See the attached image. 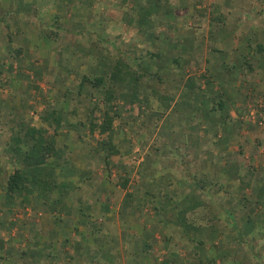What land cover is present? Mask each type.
I'll use <instances>...</instances> for the list:
<instances>
[{
    "label": "rangeland",
    "instance_id": "374dc122",
    "mask_svg": "<svg viewBox=\"0 0 264 264\" xmlns=\"http://www.w3.org/2000/svg\"><path fill=\"white\" fill-rule=\"evenodd\" d=\"M192 1L193 0H189L188 3H194ZM8 3H10L12 7H10L11 5ZM22 3L23 0H0V25H3L1 26L2 29L0 31V35L4 34V37L0 39V70H3V67L7 65V57L9 58V60H16V58L19 56L18 58H20L21 60L19 62H16L18 67L21 65H28L25 68L20 67V76L17 77V75H15V77L11 79L10 74L7 71H2V73H0V89H3L5 86L6 88L8 87L7 93H5L9 96H12V93H14L12 91L15 90H13L12 81H24L28 76H34L33 72H37V69H35L36 66L34 65L35 61L42 64V66L39 67L41 71L46 69H44L43 66L45 57L47 55L45 56V53L42 51L46 50V48L37 44H32V47L34 49L30 50L31 52L28 53L30 49H28V46L30 45V43L28 41L25 42V38L33 36L37 33L38 36L43 35L44 39H48L51 44L53 43L52 45L54 46V55L50 58V61L51 63L57 64L54 66L55 73L50 72L49 75L48 73H46L48 75L47 78H45V73L39 74L43 75V79L36 77L35 81L39 84H36L38 86V90L32 89V91L29 92L31 93L30 96L29 94H23V89L21 90V92L18 91V93L22 94L24 100H31V103H36L32 107L28 108L30 112L35 114V116L32 114L34 118H32L31 121V124L35 127H40L42 125L39 116L46 112L43 111L42 106H49L50 99H53V101L59 99L58 108H62L64 112L66 111L67 107V104H64V106L63 102H61L63 101L62 99L64 97L67 98L66 100H71L69 102L71 103L70 107L74 106V108H76V110L68 114L70 116V121L76 122V126H74V128H78V130H76L75 135L79 133L80 136L69 139L65 136L60 135L61 137L58 139L56 147H58V151L62 152L61 156L63 160H61L60 157L58 160H61V162L57 161L61 163L60 169L62 170V173L68 174L75 178H79L80 180V182L78 183L79 186L76 187L77 197L82 196L83 199H78L70 196V203L73 205L75 203L83 202V200H87L89 199L88 197H90L89 203H87L88 205L84 204V208L86 207V210L82 208L83 217L81 221L83 222V220H88L92 216V207L94 206L96 207V209H105V206L107 207V205L109 204L110 207H113L112 212L116 214L118 208L122 211L124 209H130L126 206H129L132 203L134 195L137 194L140 197V195H143V193H147L148 196H145L144 201L140 200V205L135 204V214H139L140 211H144L145 208L149 213V206L150 209L153 208L155 211L161 209L162 215H173V219L175 221L169 218L164 220V218L161 216L160 218H156L154 222L160 219L162 220L163 224H166L165 221L170 222L167 225H163L166 228H168L169 226L174 227L177 225L178 228H184L186 224L190 222H192L190 223V225H197L196 221L192 217L188 218V216L183 213L181 215H176L177 211H179V209L181 210L179 201L182 199H190L187 203L191 205L198 203V208H203V206L207 208L205 213L211 216L214 224V227L212 229L206 228L204 227V225L201 226L200 230H198L197 233H195V230H191L190 237L197 236L198 234L204 236L206 240L205 244H203L204 246L200 244L196 246V251L202 253V258L200 261H203L204 264H211L210 261H215L211 260L212 258L205 257L204 255L210 245L212 246L211 249L220 248L222 246V241L220 239L225 241V243H228V245L232 244L234 246V250L235 247H241L240 249H237V253H240V251L244 252L249 257V260H257V258L260 259V257H263L264 244L260 245V243H258L255 239L252 240L251 238H247L249 246H245L243 244L238 246L234 242L236 240V232L231 230L229 221L227 220L226 216L216 206L220 204L222 207L228 208V210H231V208H233L231 210V214H233L234 216V221L238 222L244 219L246 222L244 224V227L237 226L235 222L236 228H238L240 232H244V230L247 228V225H255V221H250L249 219L254 218L256 214V208L264 204V201H262V204H260V202L256 199L257 194L255 195L258 189H260L259 182L264 181V177H262L264 175V136L259 142L255 140L253 143L251 140L252 137H250L249 139L246 134L249 121H230L228 118V113L231 109L230 102H228L227 100H222L219 94L217 95L212 92L213 86L219 87L225 83L226 77L224 73L221 72V70L223 71V68L217 66L215 67V72L210 74L201 73L199 74L200 77H198L199 75L196 73L195 76L197 77L198 81H202L205 83L207 82V89L205 91H199L198 89H196L192 94L185 92V94H183L178 100L175 111L166 118L167 121L162 118L166 115L167 109L169 108L171 103L170 101H172V98L174 97L173 95H175V93L177 92L175 89L176 83H174L175 81H172L173 74L172 76H170L171 74L168 75L166 81L164 79H162V81L158 80L157 76H154L152 73L149 75H143L144 77L141 79L140 86H145L144 89H142L141 91L136 89V92L135 89L131 90L129 97H126V101L124 100L125 102L121 103L122 98L118 97L116 93L114 94L115 98L111 102L113 103V105H115V102L117 104L115 105L116 111L113 110V112L110 113V118L112 120L110 131L101 133L98 127L103 122L102 113L105 108L108 107L109 103H111H107L105 99H102V93L104 91L102 88H99V90H95L85 85L86 88H83L81 90V94L78 95V87L76 86L77 83L76 85L66 89L65 92H62L61 89L54 87V89L57 91L56 97L57 94H59V97L55 98L54 96L50 98V96H48L49 100H47L46 102L43 101L47 99L46 93H49V91L51 90L47 89V84H49L48 82H50L52 77L56 78L54 80L57 81V83L55 82V84H53L56 86L60 85L59 82L63 78L64 72L57 71L58 68L64 66L68 69H72V56H75L74 58L78 59L75 52L77 49L76 43L80 41L79 39H83V37H85L86 39V36L91 38L95 37V35L91 34V32H83L81 29V24L70 26L66 23H63L62 19L69 18L70 14V16L72 17L71 19L69 18V20L73 22H76L75 18H79L81 20L86 19V14L88 11H82V9H79L80 6H84V4H86V6H91L92 13L96 15L92 17L93 24L88 25L89 29L90 31H92L91 29H94V31H96L98 30L99 25H103L102 21L109 18V13L114 14V11L109 9L110 7L108 6V1L55 0L56 6L58 7L57 13L53 16H50L46 20V16H40L39 6L33 4L31 5L32 13L30 15L23 14L21 11L20 13L24 15L23 18H27L30 16L33 17L36 20V25L31 26V31L28 30L26 32H22L21 30V32L17 31L16 34L13 33V30H11V27H13L14 24L11 22L10 18L13 17L10 14L11 10L12 12L17 11L15 7H20ZM176 4L177 3L175 1L162 3V5L165 7L162 9L167 13V16L170 19L172 25L165 24L167 22V20L165 19V15H163L164 13L161 14L159 12L158 15L155 14L156 18L154 19L153 23H150V25L147 26L150 34L151 31L153 29H156L158 26H162L165 29L171 26V29L173 28V24L174 22H176V19L174 16H172V10ZM74 5L77 7V9L75 8L77 14H74L75 12H73L72 8L74 7ZM193 5L196 6L195 3ZM137 9L138 8H136L135 11L139 12V10ZM187 10L188 12L190 11L189 9ZM181 12L183 13V15H185L182 18H185L187 20L186 25L184 26L186 34L177 35L174 38L172 35L167 34H153L152 38L154 39L149 41V45H153L156 51L164 50L165 56L163 57V59L161 57H151L153 59H148V63H150V65L156 66L160 70H163L164 72H166V74L168 71V73H170L173 70H176V73L183 72L187 66V64L184 63V60L188 58L190 59L193 56L199 59L204 55L206 46L209 52V62H211L212 59L216 60L217 62H223L224 57L222 53L227 49L229 42L215 41V39L213 38H210L208 42H202L199 40L194 41L193 32L191 31L189 26H187V22L190 18L186 14L189 13L187 11ZM101 14L104 18L98 19L97 17ZM20 17V15L15 16V18L17 19ZM152 17L154 18V16L149 15V18ZM263 21L264 16H262L258 22L262 24ZM5 23L10 25V28H7V25H4ZM74 26L77 28V31L73 29ZM9 29L12 33L8 32ZM48 34H51L53 36V39H50ZM200 36V34L196 35L197 38H199ZM96 44H98L100 48L105 47L107 51L113 45L114 47H116V44H113V42L99 43L98 41H96ZM136 44H138L137 41L130 42L128 45L129 47H123V50H128L131 53L134 52V54H131L132 58L134 56L145 57L146 55L144 53L141 54L139 52L140 49L136 46ZM66 45L69 47L65 51L64 48H66ZM243 45H245V43H243ZM40 47H42V49ZM242 48L244 49V47ZM242 48L237 50L239 52H242V57H244L245 55L243 54L245 53V51H243ZM100 53L103 55V57H106L105 51L103 49H101ZM14 55L17 56L15 57ZM86 57L92 58L90 54H86ZM3 60L6 61L5 64ZM262 60V63H264V58ZM88 62L90 61H86L85 64H87ZM79 66L80 63L77 62V67ZM249 71L250 70L248 69V67H245L244 65L243 67L242 65H235L234 70L228 71V74L231 77L230 80L241 81L243 83L246 82V88L249 87V84L247 83L249 80L260 79L261 84L264 85V74L260 72L250 73ZM90 74L91 72H89V75ZM95 75L97 76L98 74ZM102 75L104 74L102 73ZM48 78L50 79L47 80ZM146 80H148L149 82L147 83ZM44 81L46 83H43ZM154 83H156L157 85L154 86ZM263 89L264 86H261L260 88L256 87L257 91H261V93L258 91L261 100L264 99V92L262 91ZM243 90L244 88L241 91ZM16 91L17 89L15 90V93ZM60 92H62L63 96L60 94ZM127 93L129 94V90ZM211 93L213 94L212 96ZM3 94L4 92H0V96ZM133 95H135V99L132 97ZM137 96H139V98ZM189 100H191V103L189 102ZM54 106L55 105L52 103L51 107ZM1 108H5L4 105H2ZM8 108L9 107H6L5 109L8 110ZM260 109H262L260 110V112L264 117V106L262 105ZM192 110H194L193 112L197 113V119L203 116L206 121L208 118H217L219 120L217 124L216 122L212 124L213 129L210 130L215 131L216 129H218L217 131L225 134L224 138L222 141H218L219 139L213 136L207 138L205 149L211 148L214 151L216 150L217 153L215 154L214 158L221 162H226V166H223L224 168L222 172L214 168H211L212 170L205 169L203 167V163H201L200 161L201 156H205V154L203 155L202 153L198 152L197 148L196 153L191 152L192 148H186L187 138L185 139V137L183 136L184 138L180 140L179 138H177L178 135L176 136L173 133L174 130L178 131L181 129V126H183L182 122L188 123L190 121V119L192 118ZM151 113H153V115ZM73 114H75V116ZM257 114L258 113H255L254 116H256ZM247 115V118L249 119L253 117V114L250 115V112L247 113ZM76 116L78 118H76ZM241 116H244V113H240L238 118L240 119ZM176 117H179V122H176ZM91 123L96 125L93 131H91L90 129ZM9 128L10 126L8 124H4L3 122L0 123V145L2 142L8 139ZM253 131L259 130H257L255 127H252V132ZM250 132L251 131H249V133ZM110 136L112 145L118 151L117 154L108 156V164H104L100 162L96 157H94V155L96 152V155L100 154L102 158L103 156L105 157V154H107V150H102L99 142L103 140L109 141ZM204 137L206 136L204 135ZM85 145L89 146L91 150H88ZM153 145L155 146V151L154 149H152ZM174 145H180L183 148L180 152H178V150L177 153H175V149L174 151H172V153L166 152L165 155L163 153H160V151L163 150L165 146L174 147ZM216 146H220V149L216 148ZM226 147L228 148L229 152L237 151L238 153H228L227 151L224 152V148ZM99 149L100 152L98 153ZM8 158L9 156L5 157L4 155L0 157L1 162L7 166V172H11L12 162L8 161ZM65 159H69V161L66 163L64 161ZM54 160L55 157L50 159L49 162H54ZM73 162H76L75 164L77 165L72 166L71 164H73ZM233 163H237V169L235 170L231 169V165ZM188 173L189 176L196 175L197 178H201L202 176L206 177V180L208 181L207 186L204 187L206 192H201L195 187L194 182L188 176ZM221 173L223 174L221 175ZM56 174L57 176L59 175L58 172H56ZM59 177L61 176H58V178ZM149 178L150 182H148L147 180ZM259 178L262 179L259 180ZM103 179L107 181L106 185L103 186L106 189L105 191L109 190L106 187L109 185L108 187L111 190L110 193H112L110 196H108V194L106 193L103 194L102 192L96 191L97 187L101 184V182H103ZM227 179L229 181L232 180L233 182L228 184ZM245 183L248 184V186L244 185ZM56 184L59 185V183ZM236 186L237 188L239 187L237 190L234 189V187ZM114 187L116 192L113 191ZM66 188L69 189L68 195L75 192L70 184L67 185ZM239 189H242L243 191H241L240 193ZM183 191L185 194L181 193ZM190 192L195 193L198 196L199 200L197 202H192L196 199L195 196L193 199L192 194L186 195V193ZM125 193H131L132 196L128 197L129 201L127 202V195L123 197ZM52 194L55 198L61 197L62 199H66V195L64 194V196H62L61 192L58 191V188H56ZM172 194L175 196H172ZM109 197L110 199H113L114 202L105 203V198ZM242 197L246 198L243 199ZM120 199H123V205H121V207H118V203L119 201H121ZM100 201H102L103 203ZM181 203L182 202H180V204ZM14 204L15 206L18 205L17 203ZM56 206L59 210V206L61 205L57 204ZM133 206L134 205H132V207ZM58 210L56 209L55 211H53L51 209L44 208L41 203H31L30 205H27L25 203L24 205H18L17 207L13 208V211L9 212V214L4 213L6 215L5 218L8 216L11 220L15 219L17 221L15 222L16 225L14 228L18 230L16 231V229L14 230V228H12L14 232H17L14 234V236H12L13 230L6 227L8 228V230H6L7 233H5V245L7 249L13 248L12 250L13 252H15V255H13V257L10 255L1 264H23L22 261L20 262L18 259H16L22 252H24L25 256H23V258L21 257V259L31 260L30 251L27 250L28 245L31 242V239L29 238L32 237V233L29 232V230H31V227L29 226H33L31 225L32 223L37 224L38 226L41 225V228H50L52 226H56L57 224L55 223L54 218L60 217L63 219L62 215L65 214L64 210ZM35 213H41L42 216L38 217ZM148 216L150 215L148 214ZM144 219L146 220V217H144ZM186 219L190 222H187ZM176 220L178 223L182 222L181 225L176 223ZM105 223L108 225V227L114 226L113 228H116L117 225H120L122 227L123 224L122 219H115V216L114 220L108 218L106 219ZM59 224L60 223H58V225ZM160 226L161 224L159 223V227ZM20 231L21 233L19 234ZM179 237L180 238H177L178 242H183L186 239L185 234H182L181 231L179 233ZM170 238L176 239L175 236L168 237V242L170 241ZM178 242L171 240L170 245L173 248L172 250H175V245ZM216 242L219 243V247L215 246ZM134 243H138V241L134 240ZM45 245L41 243L40 250H43L42 255L37 257L34 260L33 264H76L75 261L71 263L69 261L67 263L65 260V262H62L63 260H52L50 257L51 253L49 251V256L48 250L46 249L47 246L45 247ZM131 247L133 246L131 245ZM261 247L263 249H261ZM254 251L255 254L257 253L256 255L254 254ZM64 252L66 253V251ZM141 252H143V250H139L138 247L136 248V250L126 251V254L130 255V258H127L129 260H142V258L139 257V254ZM215 252L219 253V250H216ZM151 253L153 254V252ZM122 254L123 252H120V255ZM231 254L232 252L229 251L225 255ZM58 257L63 258L64 255H58ZM143 260H145V258Z\"/></svg>",
    "mask_w": 264,
    "mask_h": 264
},
{
    "label": "crops",
    "instance_id": "0c3cea01",
    "mask_svg": "<svg viewBox=\"0 0 264 264\" xmlns=\"http://www.w3.org/2000/svg\"><path fill=\"white\" fill-rule=\"evenodd\" d=\"M88 1V0H86ZM108 1V6L110 7L113 13H109L107 19H104L102 21L103 25H99L98 30L94 31V29H91L90 31L88 25H92V17L95 15L92 13V8L91 6H80L79 9L87 10L86 14V19H76V22L70 21L69 18L71 19L72 16L69 14V18L67 19H62L63 23H66L70 26L75 25V24H81V29L83 32H91V34H94L95 37H85L79 39L80 41L76 43V57L72 56V69H68L67 67H60L58 68L57 71L59 72H64V76L59 82L60 85L56 86L54 85L55 82L57 83L56 78H51L49 84H47L48 88L51 89L49 93L47 92L46 96L47 99L43 102H46L49 100V97L52 98L55 96V98L59 97V94L56 93L57 91L54 89V87L61 89L62 92H65L66 89L76 85L77 87L78 84L80 83V78L86 74L89 75V72L91 74L89 76H96L95 74L102 75V73L105 75L109 73L112 70L113 64L115 63V60L118 56V50H123V47H129L130 42L137 41L138 44L136 46L140 49L139 52L142 54L144 53L145 57H141V60L138 62L137 68L138 72L143 73V74H153L154 76H157L158 80L162 81L164 79L165 81L167 80V76L170 75L173 78V82L175 84V89L176 93L173 95L174 97L172 98V101H170V106L167 109L166 115L162 118L166 120L167 117L171 115L175 111V108L177 107L178 100L180 97L187 93H194L196 89L199 91H205L208 87L207 82H202L198 81L197 77L195 74L197 73L198 75L201 73H206L210 74L215 72V67L220 66L223 68V71L221 70L222 73H224L226 80L225 83L222 86H213L212 87V92L215 94H219L222 100H227L231 104V109L228 113V118L230 121L236 122L238 120H241L242 122L249 121V124L247 125V137L250 139L252 137V142L254 141H260L261 138L264 136V117L261 115L260 109L262 105L264 106V99L261 100L260 90H256L257 88H260L261 86H264L261 84L260 79L256 80H247L249 87H247L246 82H241V81H236V80H230L229 72L228 71H233L235 65L240 66L243 65L245 67H248L250 70V73L253 72H260L264 74V63H262V59L264 58V21L263 23H259L258 21L262 16H264V0H193L196 4L194 6V3H188L189 0H107ZM176 2L177 4L173 7L172 10V16L175 17L176 22L173 24V28L167 27V29L163 28L162 26H158L156 29H153L151 31V34L149 33L148 25L150 23H153L154 19L156 18L155 16L158 15L160 12L161 14L165 15V19L167 22L165 24H171L170 19L167 16V13L162 9L165 8L162 3H168V2ZM10 4V3H8ZM35 4L36 6H39V13L40 16H43L45 20L49 18L50 16H53L54 14L57 13L58 7L56 6L55 0H23V3L20 7L16 6L15 9L17 11L12 12L11 10V16L13 18L11 19V22L14 24L13 27H11V30H13V33L17 34V31L21 32H26V31H31V26L36 25V20L33 17H27L23 18V14H28L30 15L31 12V5ZM11 5V4H10ZM9 5V6H10ZM12 7V5L10 6ZM77 7L74 5L73 12L74 14H77L76 9ZM138 8L139 12L135 11L134 9ZM146 8H150L151 12L146 13ZM13 9V8H12ZM189 9L190 11L188 12ZM142 10H145L143 13ZM10 11V9H9ZM20 11L23 13L21 14ZM181 11H187L189 14H186L190 19L187 22V26L191 29L194 35V41H202V42H208L210 38L215 39V41H228V47L225 51H223V62L216 61L214 59L209 62V52L207 49V46L205 47V52L202 57L199 59L195 58L194 56L192 58H188L184 60V63L187 64L186 69L183 72H177L176 70H173L172 72L166 74L163 70H160L156 66L150 65L148 63V59L150 60L151 57H157V58H162L165 56L164 50L161 51H156L154 49L153 45H149V41L154 39L152 38L153 34L155 35H172L173 38L176 37L177 35H184L186 34V30L184 29L186 25V19L182 18L183 13ZM81 13V12H79ZM185 13V12H184ZM144 14V16H143ZM156 14V15H155ZM20 15V18H15V16ZM149 15L154 16V18H149ZM10 16V17H11ZM96 16V15H95ZM26 17V16H25ZM98 19L104 18L103 15H99L97 17ZM44 20V21H45ZM7 25V28H10V25ZM1 26L0 25V31H1ZM23 26V27H22ZM144 28V29H143ZM16 29V30H14ZM74 30L77 31V28L74 26ZM9 29V33L11 31ZM200 34L201 36L199 38L196 37V35ZM4 37V34L0 35V39ZM97 39H102L104 42H110L113 44H116V48L110 47V49L107 51L105 47H99L98 44H96ZM48 40V39H47ZM43 38L42 36H38L37 33L34 34L33 36H29L28 38H25L24 41H28L30 45L28 46V53H30L32 49V44H37L39 46H42L46 48V50H42L45 53V60H44V66L43 68L45 70L41 71L39 69L42 64L40 62L34 63L36 66L35 69H37V72L34 71V76H28L27 79L24 81H12V86L13 90L17 89L16 93L15 90L12 91V96H9L7 93V88L6 86L2 89H0V92L4 94L0 96V123H6L10 127L12 126H17L20 123L26 124L28 126H33L31 124L32 118H34L35 114L29 111L28 108L32 107L36 103H31V100H24L22 97V94L18 93V91L21 92L23 89L25 95L29 96L32 91V89L38 90V86L36 84V77H39L41 79L43 75L39 74H44L45 73V78L49 75L50 72L55 73V68L54 66L57 64L51 63L50 58L54 55L53 48L54 46L51 44V42ZM253 44H250V43ZM245 43V45H243ZM42 47H40L42 49ZM66 48L65 51L68 49L69 46H65ZM244 47V49L242 48ZM124 48V49H125ZM245 51L242 57V52H239L237 49H241ZM6 49V48H5ZM101 49L105 51L106 57H103V55L100 53ZM7 50V49H6ZM90 50V52H89ZM52 51V52H51ZM7 52V51H6ZM5 52V53H6ZM138 53V52H137ZM86 54H90L92 58H87ZM56 55V54H55ZM102 55V56H101ZM15 57L17 55H14ZM19 57V56H18ZM16 58V60H9L7 57V65L4 66L3 70H0V73L2 71H7L10 74V79L15 77V75L20 76V67L25 68L28 65H21L18 67L16 62H19L21 59ZM107 58V59H106ZM145 58V59H144ZM153 59V58H151ZM6 60V59H5ZM4 61V60H3ZM86 61H90L87 64ZM6 61H4L5 64ZM77 62L80 63V66L77 67ZM148 63V64H147ZM22 64V63H21ZM177 64V63H176ZM70 65V63H69ZM39 69V70H38ZM39 71V72H38ZM20 73V74H19ZM48 73V75L46 74ZM13 74V75H12ZM31 74V73H30ZM38 74V75H37ZM161 76H159V75ZM175 76V79H174ZM205 76V75H204ZM200 77V75L198 76ZM208 78V76H207ZM48 78L47 80H49ZM26 81V82H25ZM147 83L149 82L146 80ZM264 81V79H263ZM172 82V83H173ZM202 82V83H201ZM43 83H46L45 81ZM54 83V84H53ZM146 83V84H147ZM213 84V83H212ZM211 84V85H212ZM39 85V84H38ZM41 85V84H40ZM43 85V84H42ZM54 85V86H53ZM157 85L154 83V86ZM186 85L188 87H186ZM159 86V85H158ZM145 86H138V90L141 91L144 89ZM86 88V86H82V89ZM244 88L243 91H241ZM118 97L122 98L121 103L125 102L127 99L126 97H129L130 91L133 90L132 86L130 84H125L121 86L119 89H115ZM118 90V91H117ZM129 90V94L127 93ZM166 91V90H165ZM221 91V92H220ZM264 92V89L262 90ZM6 92V93H5ZM62 92L60 94L63 96ZM136 92V90H135ZM220 92V93H219ZM59 93V91H58ZM16 94V96H15ZM128 94V95H127ZM213 94L211 93V96ZM139 98V96H137ZM141 97V96H140ZM67 98L64 97L61 101L64 104H67L66 111L64 112L62 108H58L59 105V99H56L53 101V99H50V105L47 107L42 106L43 111L51 112V110H57L60 111L61 114V125L60 128L57 130L56 134H53V128L54 127H47V135H54L55 139V147L56 144L58 143V139L62 136H65L66 138H71L73 139L74 137L80 136L78 133L75 135L76 130L74 126H76V122L70 121L69 119V114L70 112L76 110L74 106L70 107L69 103L71 100H66ZM125 100V101H124ZM215 100V99H214ZM55 105L54 107H51L52 103ZM191 103V100H189ZM112 103V102H111ZM109 103L108 107L105 108L109 113H112L113 110L116 111V102L115 105L113 103ZM188 103V104H190ZM4 105V107H9L8 110L5 108H1V106ZM65 106V105H64ZM253 108V109H252ZM62 110V111H61ZM243 110V111H242ZM192 110V118L190 121L187 122H182L183 126H181L180 130H174L173 133L179 138L180 140L185 137L186 140V148L191 149V152H197L196 148L198 149V152L202 153L205 156H201V163H203V167L205 169H218L220 172H222L223 168L226 166V162L216 160L214 158L215 154L217 153L216 150L214 151L213 149L206 148L205 149V143L206 139L210 137H215L218 138V141H222L224 138V135L222 132L217 131H211L210 129H213V123L216 122V124L219 122L217 118L213 119H204V117H200L197 119V113L193 112ZM264 111V109H263ZM250 112V115L253 114L252 118H247V113ZM69 113V114H68ZM240 113H244V116H241L239 119L238 116ZM255 113H258L256 116H254ZM34 116H33V115ZM153 115V113H151ZM72 115V114H71ZM75 116V114H73ZM33 116V117H32ZM76 118H78L76 116ZM176 122H179V117H176ZM29 121V122H28ZM167 121V120H166ZM262 122V123H261ZM78 124V123H77ZM79 125V124H78ZM252 127L256 128L259 131H253L252 132ZM187 128V130H186ZM75 129V130H73ZM251 129V130H250ZM52 130V131H51ZM249 131H251L249 133ZM83 133V132H82ZM203 133V134H202ZM204 135L206 137H204ZM184 136V137H183ZM246 136V135H245ZM175 138V136H174ZM264 138V137H263ZM180 142V141H178ZM184 142V141H183ZM8 143V139H6L4 142L1 143L0 145V157L4 155L5 157L9 156L8 151L6 149V144ZM88 145V144H87ZM184 145V144H183ZM86 146V145H85ZM165 146L163 150L160 151V153H163L165 155L166 152L172 153L174 149L176 150L175 153L180 152L182 150V146ZM195 147V148H194ZM88 150H91L89 146H86ZM194 148V150H193ZM216 148L220 149V146H216ZM152 149L155 151V146H152ZM169 149V150H167ZM94 151V150H93ZM227 151L228 153H238L237 151H228V148H224V152ZM239 151V150H238ZM100 152V149L98 150V153ZM60 154V155H57ZM180 154V153H179ZM62 152L58 151V147H56V155H55V160L54 162L52 161V165L50 164H45L44 168L41 172L42 177L47 178L49 181L54 180L55 183H68L72 187V189L75 190L74 193L68 195L69 189H67L66 192H63L66 196V199H63V203L65 207L70 208L73 205L70 203V196L78 199H83L82 196L77 197V190L76 187L79 186V178H75L73 176H70L68 174L62 173V170L60 169V164L62 159ZM94 155V153H93ZM61 157V160L59 161L58 159ZM100 162L104 163V160L102 156L99 154L95 155ZM104 157V156H103ZM4 159V158H3ZM7 159V158H6ZM52 159V158H51ZM109 160V159H108ZM8 161H12L11 157L9 156ZM7 161V162H8ZM59 161V162H57ZM66 163L69 161V159L64 160ZM13 162L19 167L22 168V170H28L29 173L34 174L35 176L38 174L37 172L31 171L29 169L32 166H29L28 164L24 163H19L18 160L15 159ZM51 163V162H48ZM76 162H73V165ZM237 164V163H236ZM233 163L231 165V169L235 170L237 169V165ZM142 165V164H141ZM224 166V167H223ZM236 166V167H235ZM264 168V167H263ZM0 184H3V181L5 180L6 176L9 175L10 172H7V166L1 162L0 159ZM3 170V171H2ZM6 170V171H5ZM56 172H58V176H61L58 178ZM40 174V173H39ZM223 173H221L222 175ZM264 177V175L262 176ZM262 178H259V180ZM148 182H150V178L147 179ZM103 182L97 187L98 192H102L103 194H108L110 196L112 193L110 188L106 186L109 190L105 191L106 189L103 187L106 185V180L103 179ZM233 182L232 180L229 181L227 179V183L230 184ZM264 182V181H263ZM262 181L259 182V187L257 193V201L262 204V201H264V188H263V183ZM78 185H77V184ZM149 184V183H148ZM168 185V184H167ZM166 185V186H167ZM170 185V183H169ZM167 188V187H165ZM194 188V187H192ZM239 188V187H238ZM237 186L234 187L235 190L238 189ZM62 191V189H60ZM58 190V191H60ZM240 193L243 191L242 189H239ZM60 191V192H61ZM113 191L116 192L115 187ZM0 215L2 217L6 216L4 213H8L13 211V208L17 207L20 204V201L22 199V196H15L13 198V202L11 203H5L4 202V196L2 191H0ZM92 192V191H91ZM89 192V193H91ZM144 192V191H143ZM135 193V192H134ZM172 193V192H170ZM183 194V192H181ZM133 194V193H132ZM136 194V193H135ZM192 194L193 199L195 196V200L192 202H197L199 200L198 196L195 193H186V195ZM76 195V196H75ZM127 195V196H126ZM241 195V194H239ZM127 197L126 202L129 201L128 197H132L131 193L127 194L125 193L123 197ZM145 196H148L147 193H143V195H140V197L136 194L134 195V199L132 203L129 206H126L127 208L129 207L130 209H124L119 210L114 214L112 212V206L108 204L107 207L105 206V209L99 208L96 209V207H92V216L89 218L90 223L92 222V227H86V224H84L80 219L78 209L74 208L73 212L70 214H64L62 215L63 220L62 223L56 226H52L50 228H41V225H37L36 229L34 232L40 233L39 237V243H43L48 250L51 253V259L52 260H63L62 262H73L75 261L76 264H90L88 259H84L83 256L81 257L79 253H77L78 249H88L89 247H92V244H96L98 241L99 243V250L102 252L104 251V247L101 246L100 241L102 244H104L105 240L112 242L113 247L118 244L119 248L121 249V253L123 252L122 255H113V251L108 255V258L111 260H107L109 264H204L203 261H200L198 259L202 258V253L196 251V246L197 245H203L205 244V238L202 235L190 237V231L191 229L188 227L184 228H178L177 226H172L166 228L163 225H167L170 222H166V224L162 223V220L158 219L157 221L156 218H160L161 216L166 220L167 218L173 219V215H162L161 209L160 210H154L153 208L150 209L149 206V213L147 209L145 208L144 211H140L139 214H135V204H139L140 200L144 201ZM172 196H175L172 194ZM244 197V196H243ZM242 197V198H243ZM247 197V196H246ZM245 197V198H246ZM90 199V197H88ZM100 198V197H99ZM243 198V199H245ZM89 199L83 200V202L75 203L76 206L83 208L86 210V207L84 208V204L89 203ZM98 200V199H97ZM106 202L105 203H112L114 202L113 199L105 198ZM121 200V199H120ZM132 200V199H131ZM190 199L187 200H180L179 205L181 207V210L177 211L176 215H181L182 213L185 214L188 217L197 216L202 213L203 208H198L197 204H189ZM238 200V199H237ZM95 201V200H94ZM96 202V201H95ZM98 202V201H97ZM102 202V201H100ZM125 202V201H124ZM180 202H182L180 204ZM14 203H17L18 205L15 206ZM103 203V202H102ZM88 205V204H87ZM123 205V199L119 201L118 207H121ZM132 205H134L132 207ZM140 205V204H139ZM138 205V206H139ZM11 206V207H10ZM15 206V207H14ZM20 206V205H19ZM146 206V205H145ZM111 208V209H110ZM172 210V209H169ZM139 212V211H138ZM262 212V213H261ZM38 217L42 216L41 213H35ZM148 214L150 216H148ZM70 216V217H69ZM122 219V227L120 225H117L116 228L113 227H108V225L105 223L106 219ZM146 217V220L144 219ZM264 204L260 205L258 208H256V214L254 218L250 219L252 221H255V225L253 226H248L242 231V236L243 239L246 241L245 246H249L247 238H251L252 240L255 239L260 245L264 244ZM175 221V220H174ZM236 222V221H235ZM159 223L161 226L159 227ZM176 223L177 220H176ZM182 222L178 223L181 225ZM245 220L242 219L241 221L236 222L237 226H245ZM98 227L97 232L100 234H104L106 236L105 239H102V235L99 237H96L92 235L91 229L95 227ZM7 226L4 225L3 229L0 226V237L4 241L5 244V233L8 228H14V226ZM214 225L206 227V228H213ZM16 228H14L15 230ZM13 230V229H12ZM14 230L12 231V236H14L15 233ZM18 229H16L17 231ZM200 230V229H199ZM217 230V229H216ZM185 234L186 239L183 242H178L177 238L179 237V233ZM29 232H32L29 230ZM54 232L56 233L55 237L53 240H50L48 235ZM195 231V233H197ZM21 231L19 232V234ZM50 236V235H49ZM171 237L175 236V238H170V241L168 242L169 239L166 237ZM102 239V240H101ZM104 240V241H103ZM134 240H137L138 243H134ZM145 240V241H144ZM149 240V241H148ZM171 240L177 241L178 243L175 245V250H172V246L170 245ZM222 246L217 249H211V245L208 247L207 252L205 253V257L207 258H212L215 259V261H210L211 264H264V255L263 257H260V260L257 258V260H249V257L244 253L238 252L237 249H240L241 247H235L234 246L228 245V243H225L222 239ZM149 244L151 247L149 248L150 253L153 252L155 253L156 257L159 258L158 260H151V258L146 255L145 253L139 254V257L142 258V260H129L130 255L126 254V251L129 250H135L136 245L141 247L142 249L145 248V244ZM136 244V245H135ZM131 245L133 247H131ZM6 247V245H4ZM30 246V243L29 245ZM204 246V245H203ZM215 246L219 247V243H215ZM239 246V245H238ZM41 247V246H40ZM39 247V248H40ZM7 248V247H6ZM31 248V247H30ZM140 248V249H141ZM264 248V247H263ZM261 247V249H263ZM32 249H34L32 247ZM39 250V249H37ZM171 250V252H170ZM216 250H219L218 252H215ZM66 251V253L64 252ZM169 251V252H167ZM231 251V255H225L227 252ZM65 253V254H64ZM170 253V254H169ZM69 254V255H68ZM201 254V255H200ZM255 254V251H254ZM257 254V253H256ZM255 254V255H256ZM58 255L62 256L64 255L63 258H59ZM195 255V256H194ZM85 256V255H84ZM172 257L174 260H162L163 257ZM128 257V258H127ZM145 258V260H143ZM161 258V259H160ZM237 258V259H236ZM134 259V258H133ZM148 259V260H147ZM236 259V260H234ZM65 260V261H64ZM69 264V263H68Z\"/></svg>",
    "mask_w": 264,
    "mask_h": 264
},
{
    "label": "trees",
    "instance_id": "16d2710c",
    "mask_svg": "<svg viewBox=\"0 0 264 264\" xmlns=\"http://www.w3.org/2000/svg\"><path fill=\"white\" fill-rule=\"evenodd\" d=\"M145 10H146V13L151 12L150 8H146ZM145 10H142L143 13L145 12ZM48 36L50 39H53V36L51 34H48ZM97 41L99 43H105L102 39L101 40L97 39ZM112 47L114 49L116 48L114 47V45ZM131 54H134V52L131 53L128 50H118V57L116 58L115 63L113 64L112 70L105 75H97V76L92 77V76L84 74L80 78V83L78 84V89H77L78 95L81 94L82 86L84 85H87L89 88L95 89V90H99V88H102L104 90L102 93V99H105V101L109 103L113 101L115 98L114 94L116 93L115 92L116 88L119 89L121 88V86L125 84H130L133 89L138 90V86H140L141 79L144 77L143 75H145L146 73L143 74V73L138 72L137 65L141 57L134 56L132 58ZM186 87L188 86L186 85ZM117 94L118 93H116V95ZM132 97L135 99V95H133ZM102 114H103V122L101 125H99L98 128L101 133L109 132L111 121H112L110 118V113L107 110H104ZM39 119L42 124L40 127L28 126L26 124L20 123L17 126H13L9 128V136H8V143L6 144L7 146L6 149L8 151L9 156L12 159L11 161L12 171L9 173V175L6 176L5 180L3 181V184H0V191L3 192V196H4L3 199L5 203L13 202V198H15V196H22V199L19 205H24L25 203L27 205H30L31 203H34V204L41 203L44 206V208L55 211L56 209L58 210L56 206L58 204V205H61L59 206L58 211L64 210L65 214H70L71 212H73L74 208H77V206L74 204L73 205L75 206L74 208H72L73 206L70 208H67L65 207L63 203L64 200L61 197L55 198L52 194L54 190L58 188V190L62 189V191L60 190L61 195L64 196L63 192L67 191L66 187L68 184L59 183L58 185L54 182V180L49 181L47 178H44L41 175L44 165L45 164L52 165L53 164L52 162L51 163H48V162L51 158L55 157L56 155V147H55L56 142L54 139V135L53 136L47 135V127L49 128L54 127L53 134L57 133V130L60 128V125H61L60 111H57L54 109V110H51V112L43 113L39 116ZM95 127L96 125L91 123V128H90L91 131H93ZM99 144L101 145L102 150L104 149L107 150V154H105V157H103V160L105 164H108V161H107L108 156L112 154H117L118 150L115 149L114 146L112 145L111 136H110L109 141L103 140V141H100ZM15 159L18 160L19 163H24V164H28L29 166H32L29 169H31V171L33 172L34 171L37 172L38 174L35 176L34 174L29 173L28 170H22V168H19L13 162V160L15 161ZM0 173H1V169H0ZM188 176H189V173H188ZM189 177L194 182V185L198 190H200L201 192H206L204 187L207 186L208 181L206 180L205 176H202L201 178H197L196 175H192ZM244 185L248 186V184L246 183ZM216 206L226 216L227 220L229 221V226L231 230L236 232L235 235L237 237L235 236L236 240L234 242L239 246L242 244L246 245V241L243 239L242 232H240L238 228H236L235 226L234 216L233 214H231V210L233 208H231V210H228V208L226 207L224 208L220 204ZM204 208L205 207L203 206V209H202L203 211L201 214L197 216H193V219L196 221L197 225H193V224L190 225V223L192 222L186 219L187 222H190L186 224L187 225L186 227L190 228L191 230L197 231L203 225L204 227L212 226L213 220L211 216L205 213L207 208L205 209ZM78 213H79L78 217L82 219L83 211L80 205L78 207ZM54 219L57 225L58 223L61 224L63 220L60 217H56ZM262 220L264 222V218ZM89 221L90 219L83 220V223L86 224V227L88 228L92 227L91 226L92 222L90 223ZM15 222H17L15 219L11 220L8 216L5 218V216L2 217L0 215V226L2 228L4 225H6L7 227L14 226L16 225ZM31 225L33 226H29V227H31L30 229L32 232L30 233H32L31 235L32 237L29 238L31 239V242H30V246H28L27 248V250L30 251L31 260L21 259V257L23 258V256H25L24 252L19 254L18 258L15 257L20 262L22 261L23 264H30V263L33 264L34 260L37 257L41 256L42 251H43V250H40L39 248L41 246V243H39L40 233L34 232L36 229L35 227L37 225L34 223H32ZM96 226L97 225H95V227L91 229L92 235L96 237H99L100 235H102V239H105L106 236L104 234H100L99 232H97L98 227ZM49 235H48L49 239L53 240L56 233L51 232ZM96 242L97 243L95 245L92 244L93 246L89 247L88 249L84 250L80 248L77 251V253H79L81 257L83 256L84 259H88L90 264H109L107 260H111V259L108 258V255L112 251H113L112 253L113 255L120 256L121 249L119 248L118 244H116L113 247V244L110 241L105 240L104 244H102L100 241L101 246L104 247V251L102 250L101 252L100 251L101 249L99 250L98 248L99 243L98 241ZM4 245H5L4 241L0 237V264L3 261H5V259L9 257L10 255L12 257L13 255H15V252H13L12 250L13 248L7 249ZM32 247L34 249H32ZM137 247L138 246L136 245V248ZM150 247L151 246L147 243L145 244L144 249H142L139 246L138 249L140 250L141 248L143 250V252H141L140 254L145 253L151 258V260H158L159 258L155 256L156 254L149 253ZM48 255H49V252H48ZM162 260H174V258L172 259V257L167 256V257H163ZM198 260H201V259H198ZM211 260H215V259H211Z\"/></svg>",
    "mask_w": 264,
    "mask_h": 264
}]
</instances>
